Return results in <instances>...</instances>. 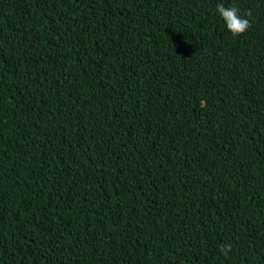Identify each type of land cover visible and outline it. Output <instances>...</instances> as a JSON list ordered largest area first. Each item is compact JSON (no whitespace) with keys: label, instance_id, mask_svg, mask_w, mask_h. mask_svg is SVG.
Here are the masks:
<instances>
[{"label":"trees","instance_id":"trees-1","mask_svg":"<svg viewBox=\"0 0 264 264\" xmlns=\"http://www.w3.org/2000/svg\"><path fill=\"white\" fill-rule=\"evenodd\" d=\"M0 264H264V0H0Z\"/></svg>","mask_w":264,"mask_h":264},{"label":"clouds","instance_id":"clouds-1","mask_svg":"<svg viewBox=\"0 0 264 264\" xmlns=\"http://www.w3.org/2000/svg\"><path fill=\"white\" fill-rule=\"evenodd\" d=\"M217 11L226 23L227 29L232 33V35L240 36L248 31L251 27L250 21L243 18L239 14V10L236 7H225L222 4L217 5ZM247 13L246 15H250ZM231 244L220 245V250L224 256H227L231 250Z\"/></svg>","mask_w":264,"mask_h":264}]
</instances>
